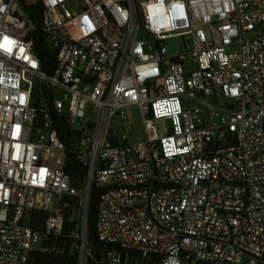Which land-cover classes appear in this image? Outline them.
Listing matches in <instances>:
<instances>
[{
    "label": "built area",
    "instance_id": "obj_1",
    "mask_svg": "<svg viewBox=\"0 0 264 264\" xmlns=\"http://www.w3.org/2000/svg\"><path fill=\"white\" fill-rule=\"evenodd\" d=\"M38 1L50 73L33 22L0 0V264L66 254L73 202L78 264H264V0ZM53 119L85 167L80 190Z\"/></svg>",
    "mask_w": 264,
    "mask_h": 264
},
{
    "label": "trees",
    "instance_id": "obj_2",
    "mask_svg": "<svg viewBox=\"0 0 264 264\" xmlns=\"http://www.w3.org/2000/svg\"><path fill=\"white\" fill-rule=\"evenodd\" d=\"M18 4L22 6L26 16L33 22L34 31L31 33L32 48L36 57L40 63V69L45 73H50L55 66L56 59L55 54L50 50L46 37L40 29L42 5L38 0H17ZM54 127L57 129L59 139L66 145L65 149V171L69 176L71 186L76 189H82L84 186L85 178V167L75 158L69 151L72 150L70 143V133L60 119H53ZM98 202V190L91 186L88 197V207L86 216V230H87V243L92 250H98L100 244L97 242L95 237V213ZM73 206L65 211L63 226L61 230V237L59 242L64 244L67 252L63 256H45V255H34L33 264H78L76 254L74 251L68 253L72 246V240L69 239L68 233L71 231L73 223L69 222V218L72 215ZM32 226L35 225V221H32Z\"/></svg>",
    "mask_w": 264,
    "mask_h": 264
},
{
    "label": "rangeland",
    "instance_id": "obj_3",
    "mask_svg": "<svg viewBox=\"0 0 264 264\" xmlns=\"http://www.w3.org/2000/svg\"><path fill=\"white\" fill-rule=\"evenodd\" d=\"M135 39L142 41L144 43V51L147 52V47L148 46H152L153 42L151 40V38L146 35L144 32L142 31H138L135 35ZM164 44L166 45V48L169 52V54L171 55H175L177 53H180L183 51L184 49V45L183 42L180 38H173V39H169L167 41L164 42ZM34 85L35 87H37V82L36 80H34ZM36 90V88L34 89V91ZM192 106V103L188 104V108H190ZM124 116L128 119V123L131 126V141L135 140V134L140 135V137L142 138V128L140 126L141 124V118L137 113V108L136 107H130L124 110ZM119 131V128H118Z\"/></svg>",
    "mask_w": 264,
    "mask_h": 264
}]
</instances>
